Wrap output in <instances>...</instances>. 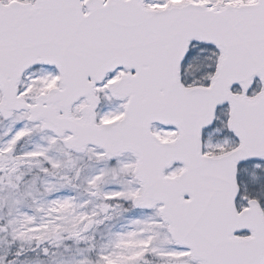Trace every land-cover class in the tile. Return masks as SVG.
Masks as SVG:
<instances>
[{
    "label": "snow or ice",
    "instance_id": "snow-or-ice-1",
    "mask_svg": "<svg viewBox=\"0 0 264 264\" xmlns=\"http://www.w3.org/2000/svg\"><path fill=\"white\" fill-rule=\"evenodd\" d=\"M0 238V264H264V0H0Z\"/></svg>",
    "mask_w": 264,
    "mask_h": 264
},
{
    "label": "rangeland",
    "instance_id": "rangeland-1",
    "mask_svg": "<svg viewBox=\"0 0 264 264\" xmlns=\"http://www.w3.org/2000/svg\"><path fill=\"white\" fill-rule=\"evenodd\" d=\"M123 217H120L118 219V221H113L112 223H123ZM112 223H107L105 225L101 226V231L104 232L105 234L110 230V228L112 227ZM2 243L1 239H0V244Z\"/></svg>",
    "mask_w": 264,
    "mask_h": 264
},
{
    "label": "trees",
    "instance_id": "trees-1",
    "mask_svg": "<svg viewBox=\"0 0 264 264\" xmlns=\"http://www.w3.org/2000/svg\"><path fill=\"white\" fill-rule=\"evenodd\" d=\"M2 243L0 244V248H3L5 246L4 240L2 238H0Z\"/></svg>",
    "mask_w": 264,
    "mask_h": 264
}]
</instances>
